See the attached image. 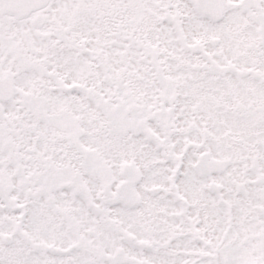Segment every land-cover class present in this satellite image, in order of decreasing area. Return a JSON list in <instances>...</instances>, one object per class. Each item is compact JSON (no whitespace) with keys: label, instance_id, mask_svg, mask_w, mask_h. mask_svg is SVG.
<instances>
[{"label":"snow or ice","instance_id":"snow-or-ice-1","mask_svg":"<svg viewBox=\"0 0 264 264\" xmlns=\"http://www.w3.org/2000/svg\"><path fill=\"white\" fill-rule=\"evenodd\" d=\"M0 264H264V0H0Z\"/></svg>","mask_w":264,"mask_h":264}]
</instances>
